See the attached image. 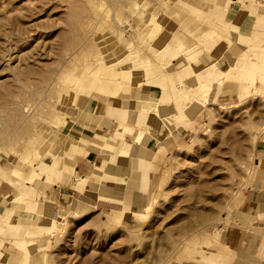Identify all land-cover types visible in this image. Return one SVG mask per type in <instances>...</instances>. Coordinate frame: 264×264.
<instances>
[{
    "label": "rangeland",
    "instance_id": "1",
    "mask_svg": "<svg viewBox=\"0 0 264 264\" xmlns=\"http://www.w3.org/2000/svg\"><path fill=\"white\" fill-rule=\"evenodd\" d=\"M230 7H240L233 19L224 11ZM258 13L264 14V0H0V181L12 189L0 195V261L254 262L244 240L261 233L264 242V24L258 25ZM214 62L211 76L206 69ZM194 64L208 66L194 72ZM181 65L183 77L193 76L187 85ZM139 83L155 86L157 97L165 87L158 106L166 133L153 134L141 188L148 207L120 218L123 209L102 212L84 196L57 208L43 201L45 176L64 180L62 168L49 161L53 149L79 140L86 110L104 130V150L116 148L127 164L122 148L132 140L118 139L117 131L136 125L122 113L136 105L134 96L123 92H137ZM102 170L105 177H96L114 186L128 174L119 170L113 180ZM47 208L54 224L39 223ZM35 235L42 238L37 243Z\"/></svg>",
    "mask_w": 264,
    "mask_h": 264
},
{
    "label": "crops",
    "instance_id": "2",
    "mask_svg": "<svg viewBox=\"0 0 264 264\" xmlns=\"http://www.w3.org/2000/svg\"><path fill=\"white\" fill-rule=\"evenodd\" d=\"M233 1L234 3L236 2V0ZM224 11H227L226 14H231L230 18L233 19L239 14L240 7L234 8L233 10L230 7V9L228 8ZM258 15L264 14L258 13ZM207 66L208 64H194V72L202 71ZM184 67H186V65H181V67H179L178 74L180 76V81H184V84L187 85L193 76L186 75L183 77L182 70H184ZM153 87L154 86L152 85L146 86V84L143 83L138 87L137 95L139 98H148L153 92ZM163 91H165L164 86L159 99L165 95ZM144 123L146 126L155 129L160 125V119L153 113L148 112L145 115ZM78 126L79 133L77 136L79 137V140H77L71 148H64L61 145L56 146L49 159L50 163L55 162L57 169H61L69 159L72 163V178L70 179V176V180L67 179L66 181L60 180V178L46 180L45 176V180H42L43 184L41 185V198L43 201L51 202L53 208L65 206L68 202L72 201L74 197L84 196L86 198H93V205L96 209L106 213H115L116 215V213L123 209L122 204L116 200L122 195V189L113 184H107V182L102 183L96 176L103 174L102 169L110 172L113 176H117L119 175V170L124 171L127 169V164L124 161V157L115 152L116 148L110 150L111 154H108L107 151L104 150V145L106 144L105 136L103 135L104 130H102L98 125V122L93 119L92 112L88 110L84 111L78 122ZM183 127L184 126L181 124L177 127L178 134H184L185 131H183ZM138 129L139 127L134 125L132 131L125 135V140H128L129 136L136 133ZM175 130L176 129L174 128V131ZM163 136L164 135H162V137ZM159 139L161 140V138ZM153 140L154 139H150L148 146L152 145ZM66 152L68 153L66 154ZM66 155L69 156L67 157ZM41 171L42 170L40 169V172ZM80 177L86 180H80ZM6 183L7 182L3 180L0 181V195L2 196H6L12 190L2 189V185H5ZM250 202L252 205L255 203L253 199H251ZM127 213L128 212L126 211L120 216V218L126 217ZM33 238L35 243L42 239L41 235H35ZM262 241L263 236L261 233H251L249 238L244 240V246L246 245V252H244L245 255L255 259V261H251L250 264H264V242ZM4 261L5 260L2 259L0 264H4Z\"/></svg>",
    "mask_w": 264,
    "mask_h": 264
},
{
    "label": "bare ground",
    "instance_id": "3",
    "mask_svg": "<svg viewBox=\"0 0 264 264\" xmlns=\"http://www.w3.org/2000/svg\"><path fill=\"white\" fill-rule=\"evenodd\" d=\"M102 6H103L102 4L98 5L99 8ZM96 9H97V7H96ZM90 11H91V9H90ZM257 22H258V25L264 24V15H261L260 17H258ZM217 66H218L217 62L211 63L207 67L206 72L209 73L211 76H213L215 74ZM250 72H249V77H245L247 72H243L240 75L247 78L249 80L248 83L251 84L252 81L254 80V76L252 74V71H250ZM110 73L112 74V76L117 75L116 71H112ZM244 74H245V76H244ZM256 76H258V75H256ZM262 77H264V73L261 74V78ZM259 78H260V76H259ZM207 80H210V79L208 78ZM111 82H112V80H111ZM114 82H113V84H114ZM116 83H118V82H115V85H116ZM119 84H120V81H119ZM142 84L143 83H139L137 87L141 86ZM200 86L203 89H206L204 85H200ZM109 89H112V88H109ZM156 93H157L156 89H153V92L151 93V95L148 98H139V96L137 95L138 94L137 92H134V91L128 92L127 89L124 90V92H123L124 97L125 96L126 97L134 96V98H132V99L135 100L136 105L124 106V104H123L122 106H124V107H122V108H125V109L122 111V113H127L129 116V119L139 127L138 131L136 133H134L133 137L129 138V140L130 139L132 140L131 142L128 141V142H130L129 148H124V146L122 148V150L127 153V158H128V162H127L128 172L127 173L128 174L126 175L125 179H122L121 183L117 184V186H118V188L122 189V195L119 199L121 201L124 212H126V211L127 212H133L135 210L141 211V210L148 207V205H144L142 202V196L144 195L145 192H143L141 190V188H145V186H146V182L143 178V175H147L146 174L147 171L145 169V163L147 162L148 159H151V155L154 153L153 152L152 154H150V150L148 149V145H149L148 142L150 141V139H153V134L155 132H161V133L165 134L166 128H167L166 121H164L162 119V116H164L165 111L163 109H160L158 106V103H160L164 100V96L161 99H159V97H157L158 94L156 95ZM199 95H200V93H199ZM204 95H205V93H204ZM123 103H125V102H123ZM148 112L153 113L155 116H157L161 120V124L158 128L154 129V128H150V127L145 125L144 118ZM121 128H122L121 131H117V138L118 139L125 138V135L132 131V127L127 126L125 124H122ZM119 142H120V140L114 144L119 145L120 144ZM104 147H105V149L108 148V147H106V145H104ZM66 165L67 166H66L65 170L62 167V170H63L62 174L64 173L63 174L64 176H61V178L63 177L64 180L69 179V176L72 175V173H71L72 163L69 159H68ZM100 176H101V178L105 177L104 173L101 174ZM114 179H115V177L113 176V180ZM80 180H86V179L82 178ZM46 211H47V215L39 216V218H40L39 223L40 224H52V223L54 224L55 221L53 218L52 211L48 208ZM31 216H32V214H31ZM13 218H15V217H13V212H12V214L8 218V221L13 220ZM40 260H37L36 264Z\"/></svg>",
    "mask_w": 264,
    "mask_h": 264
}]
</instances>
